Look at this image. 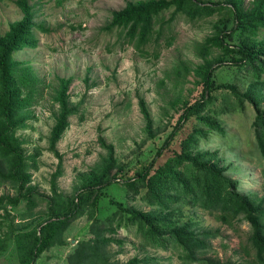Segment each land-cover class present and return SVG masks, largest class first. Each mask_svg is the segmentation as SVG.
Returning a JSON list of instances; mask_svg holds the SVG:
<instances>
[{"label":"rangeland","instance_id":"obj_1","mask_svg":"<svg viewBox=\"0 0 264 264\" xmlns=\"http://www.w3.org/2000/svg\"><path fill=\"white\" fill-rule=\"evenodd\" d=\"M15 1L0 0V34L23 18ZM130 1L137 0L31 1L34 37L30 45L13 54V59L29 67L37 79L26 124L16 132L28 158L27 187H33L36 193L31 202L21 200L16 207H0V236L9 240L0 264H19L16 235L45 221L50 216V203L55 208L65 207L75 198L82 180L105 166L111 151L115 165L109 178L117 176V180L103 188V197L97 204L90 201L82 207L62 230L61 242L46 250L36 264H103L99 258L70 262L83 243L98 238L112 239L105 252L111 264L127 263L133 258L142 260V264H201L189 262L171 239L166 248L154 243L146 230L129 221L125 213H119L112 201L146 212L161 209L148 200L143 183L135 181L130 186L127 182L152 160L172 131L175 110L169 102L185 100L194 93L195 78L190 75L202 63L198 45L212 35L215 22L230 15L220 6L219 12L190 18L186 12H176L172 7L156 23L150 43L140 47L137 39L128 38L123 29H106L113 12ZM203 1L224 4L225 0ZM232 27L230 22L227 30ZM258 36L264 39V29H260ZM239 41L235 32L226 37L229 45ZM219 54L217 49L212 51L214 56ZM60 78L72 80L68 93L75 112L54 151L51 135L59 110L56 95ZM214 80L216 84H235L243 93L252 84L260 83L258 93L264 107V74L257 78L250 66L225 63L215 71ZM141 101L153 120V139L146 132ZM202 115L216 120L224 132L192 118L158 165L180 153L181 142L194 135V151L218 152L241 193L262 195L263 161L253 126V105L247 100L241 102L230 91H218ZM0 160V195L16 197L17 185L5 176L8 159L0 155ZM181 197L179 189L172 193L173 208L178 209L184 202ZM181 215L193 220L197 230L219 231V236L209 240L207 256L218 258L223 264L253 261L249 241L252 230L243 216L231 226L223 225L190 201Z\"/></svg>","mask_w":264,"mask_h":264},{"label":"trees","instance_id":"obj_2","mask_svg":"<svg viewBox=\"0 0 264 264\" xmlns=\"http://www.w3.org/2000/svg\"><path fill=\"white\" fill-rule=\"evenodd\" d=\"M32 0H16V6L21 10L23 18L12 24L5 34H0V155L8 159L6 178L17 185V196L0 195V207L19 205L21 200L31 202L36 189L30 184V175L27 172L28 163L23 143L16 136V132L24 128L28 118V109L37 91V79L29 67L13 59V54L22 47L31 44L33 39V7ZM229 13V17L214 23V32L205 41L198 45L202 63L191 70L195 78L194 93L182 101H170L175 110L173 129L156 151L152 160L141 166L136 177L131 182H141L147 189V198L161 209L146 212L136 208H126L123 203L112 201L118 212L125 213L128 220L140 224L141 230H146L153 242L167 247L170 239L179 246L184 257L192 263L223 264L220 259L207 256L210 248L209 240L219 236V231L209 229H195L194 221L182 216L183 208L190 201L195 208L214 217L216 222L231 226L240 216H243L251 226L249 237L254 251V258L248 264H264V107L263 100L258 93L260 83L252 84L247 91L240 92L235 84H216L214 74L217 68L225 63L234 66H250L257 78L264 74V39L259 38L260 29H264V0H225L224 4H208L203 0H137L130 1L126 6L113 12L111 22L106 29H123L127 37L136 40L140 47L146 46L152 40L156 23L161 15L176 8V12H186L190 18L197 15L219 12ZM233 22L231 30L227 26ZM238 33L239 44L229 45L226 37ZM217 49L220 54L212 55ZM187 71L190 72V69ZM180 72V71H179ZM188 80V79H187ZM71 79L60 78L56 100L59 110L57 120L51 135L52 150L69 127V119L75 110L71 105L69 87ZM230 91L241 102H250L256 116L253 123L256 140L261 155L262 195H246L239 191L237 182L228 176V168L218 152L197 151L193 149L196 142L194 135H189L181 142V151L164 165H158L163 156L176 140L184 125L192 118L203 122L211 129L224 132L216 120L203 116L207 105L218 91ZM141 110L146 121L148 137H156L153 120L144 101H141ZM115 165L112 155L108 157L105 166L89 174L82 180V184L75 198L62 208L49 204L50 216L35 228L20 232L16 235L15 245L19 254V264H36L41 255L49 248L59 244L62 240V230L69 221L77 216L82 207L92 201L97 204L103 197V188L113 184L117 176L110 180V172ZM3 162L0 160V170ZM124 171L123 168H118ZM136 183H131L134 186ZM179 189L184 202L178 209L172 207L170 201L172 193ZM179 213V216L177 215ZM8 239L0 236V256L8 247ZM112 242L109 238H98L83 243L70 262L75 260L99 258L103 264H111L106 258V246ZM142 260L133 258L123 264H142Z\"/></svg>","mask_w":264,"mask_h":264}]
</instances>
